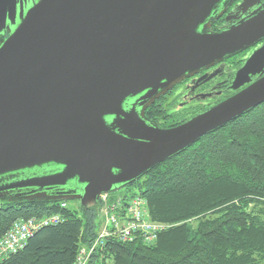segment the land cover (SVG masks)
Masks as SVG:
<instances>
[{"label":"water","instance_id":"obj_1","mask_svg":"<svg viewBox=\"0 0 264 264\" xmlns=\"http://www.w3.org/2000/svg\"><path fill=\"white\" fill-rule=\"evenodd\" d=\"M23 1L0 0V201L99 208L264 103L263 42L229 80L247 86L238 93L173 128L144 117L185 78L263 40L264 0H241L217 33L233 0Z\"/></svg>","mask_w":264,"mask_h":264},{"label":"trees","instance_id":"obj_2","mask_svg":"<svg viewBox=\"0 0 264 264\" xmlns=\"http://www.w3.org/2000/svg\"><path fill=\"white\" fill-rule=\"evenodd\" d=\"M130 187L136 192L115 199L119 215L140 197L149 220L163 230L150 244L139 237L106 239L86 264H264V103L124 189ZM60 203L0 204V237L17 220L64 218L40 229L0 264H75L79 247H92L100 204L73 211Z\"/></svg>","mask_w":264,"mask_h":264},{"label":"flooded vegetation","instance_id":"obj_3","mask_svg":"<svg viewBox=\"0 0 264 264\" xmlns=\"http://www.w3.org/2000/svg\"><path fill=\"white\" fill-rule=\"evenodd\" d=\"M22 2L24 1L20 0L17 10H19ZM240 2L241 0H233V2L226 4L224 13L213 21L209 31L213 33L221 32L226 27L225 19L231 16L232 11V16H234V9ZM231 23L234 22H228V24ZM2 26L0 44L8 37V18H5ZM263 42L264 39L237 55L226 58L222 62L185 78L145 109V120L161 129L173 128L238 93L247 86L233 92L229 80L235 71L244 64L250 53ZM259 78L255 77L252 81L255 82ZM44 201L42 200V202ZM3 203L6 202L0 201V204Z\"/></svg>","mask_w":264,"mask_h":264},{"label":"built area","instance_id":"obj_4","mask_svg":"<svg viewBox=\"0 0 264 264\" xmlns=\"http://www.w3.org/2000/svg\"><path fill=\"white\" fill-rule=\"evenodd\" d=\"M108 195L99 198L100 214L104 219L98 229L97 238L92 247L80 246L75 264H86L96 246L106 239H114L119 242H130L136 237L144 243L154 242L158 234L163 230L161 224L152 222L147 215L146 202L140 197L132 198L124 209V215H119V201L109 203ZM61 208H66L65 202L60 203ZM64 222L59 215L45 217H33L26 220H17L0 237V262L20 250L36 232L44 227L58 226Z\"/></svg>","mask_w":264,"mask_h":264},{"label":"rangeland","instance_id":"obj_5","mask_svg":"<svg viewBox=\"0 0 264 264\" xmlns=\"http://www.w3.org/2000/svg\"><path fill=\"white\" fill-rule=\"evenodd\" d=\"M134 192H136V189H134L133 187L130 188H126V189H121L113 194H109L107 201L109 203H113L115 202V199H117L118 197H129L131 194H133ZM113 199V200H112ZM67 207L70 210H78L80 208L79 206V202L78 201H68L67 202ZM104 217L103 215L99 214L97 215V222L98 224H101V222L103 221Z\"/></svg>","mask_w":264,"mask_h":264}]
</instances>
